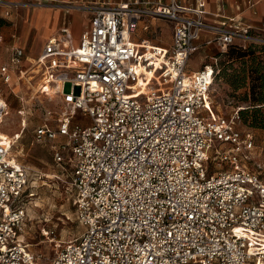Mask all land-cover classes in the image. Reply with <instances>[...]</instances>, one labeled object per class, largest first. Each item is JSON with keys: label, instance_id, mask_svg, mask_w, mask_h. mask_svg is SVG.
I'll return each mask as SVG.
<instances>
[{"label": "built area", "instance_id": "2783aa9c", "mask_svg": "<svg viewBox=\"0 0 264 264\" xmlns=\"http://www.w3.org/2000/svg\"><path fill=\"white\" fill-rule=\"evenodd\" d=\"M22 3L0 0V7ZM91 12L79 41L69 22L36 59L37 92L59 97L32 129L73 190L82 232L56 244L49 264H264V177L250 168L255 139L212 104L214 66L187 70L206 44H262L239 20L206 22L179 0H126L75 6ZM144 18L172 22L168 47L131 40ZM1 40V37H0ZM24 52L14 47L0 81H20ZM32 78V77H31ZM69 84V90L64 86ZM0 93V124L8 113ZM0 135V264H37L25 242L30 168Z\"/></svg>", "mask_w": 264, "mask_h": 264}, {"label": "rangeland", "instance_id": "374dc122", "mask_svg": "<svg viewBox=\"0 0 264 264\" xmlns=\"http://www.w3.org/2000/svg\"><path fill=\"white\" fill-rule=\"evenodd\" d=\"M5 11L6 8L0 7V64L8 61L14 44H21L22 41L19 39L20 22L11 19L17 8L10 9L9 15H6ZM81 21L88 22L86 14L81 13ZM158 22L169 25L165 20L155 21V25L148 29V36L153 39L161 37L162 28L158 26ZM170 31L169 25L168 35ZM23 44L21 45L25 57L23 60V68L26 69L25 75L20 81L14 76L8 85L0 81V93L5 97L9 107L8 113L0 124V135L10 136L13 133H19L21 119L25 118L26 126L12 148V153L16 154L18 161L30 168L26 196L22 199V205L27 214L23 238L37 257V264H49L54 255L56 244L63 245L79 235L83 228L76 220L73 190L69 187L68 179L64 175L61 176L60 169L53 163L47 146L32 143V129L47 117V109L57 110L59 97L55 94L46 96L37 92L39 74L35 71L36 66L33 62V59L37 58V54L33 51L31 43L23 42ZM248 45L245 44V46ZM227 49L222 52L214 47H200L190 57L187 70L200 68L203 64H212L218 70L221 69L222 66L219 62L223 60V56L219 55L226 52ZM257 49H255L256 53H258ZM261 55L264 56V53ZM233 66H238V62H235ZM226 71L232 72V63ZM30 77L32 78L29 79ZM64 90H69V84L64 86ZM210 91L212 104L209 111L216 110L224 115H229L233 108L241 104L235 96L243 92L244 88L239 89L233 96L232 88L227 84L225 78L217 75ZM240 125L242 129H246L242 120ZM249 129L257 147L248 166L264 177V131L258 128Z\"/></svg>", "mask_w": 264, "mask_h": 264}, {"label": "crops", "instance_id": "0c3cea01", "mask_svg": "<svg viewBox=\"0 0 264 264\" xmlns=\"http://www.w3.org/2000/svg\"><path fill=\"white\" fill-rule=\"evenodd\" d=\"M22 4L16 13L11 16L15 22H20L21 31L19 39L21 44L31 43L33 51L37 56L41 53L46 40L56 35L62 25L69 22L71 34L75 43L79 41L80 33L87 23L81 21V13L86 14L87 21L91 12L85 8L75 6H90L100 3H119L126 0H14ZM167 1V0H166ZM182 3L197 7L202 11L206 22L219 24L220 22L233 18L250 26L253 31L264 34V0H179ZM165 20L158 18H144L138 24L131 40L137 42L145 38L152 45L168 47L171 43L172 22L165 20L170 25V34H167L168 24L158 22L161 29V37L153 39L148 36V29L155 25V21ZM82 22V23H81ZM15 37V35H13ZM210 34L203 32L197 41L199 48H210L214 45L205 43ZM17 41V39H16ZM18 42V41H17ZM15 43L12 47L23 46ZM26 45V44H23ZM215 48V47H214ZM11 51V53H12ZM24 51V50H23ZM198 51V50H197ZM10 53V55H11ZM9 55V56H10ZM9 59V57H8ZM7 59V60H8ZM199 69V68H197ZM197 69H191L197 70ZM4 97V96H3ZM5 98V97H4Z\"/></svg>", "mask_w": 264, "mask_h": 264}, {"label": "trees", "instance_id": "16d2710c", "mask_svg": "<svg viewBox=\"0 0 264 264\" xmlns=\"http://www.w3.org/2000/svg\"><path fill=\"white\" fill-rule=\"evenodd\" d=\"M256 47L253 44L248 46L232 43L228 45L226 52L220 54L221 69L214 66V76L224 77L227 84L232 88V95L239 89L244 91L238 94L237 101L241 103L239 109L242 124L247 128H258L264 131V45ZM256 48L257 52L256 53ZM238 62V66L233 64ZM232 72L226 71L231 67ZM228 64V65H227ZM219 72V73H218Z\"/></svg>", "mask_w": 264, "mask_h": 264}, {"label": "bare ground", "instance_id": "6f19581e", "mask_svg": "<svg viewBox=\"0 0 264 264\" xmlns=\"http://www.w3.org/2000/svg\"><path fill=\"white\" fill-rule=\"evenodd\" d=\"M29 79H31V77Z\"/></svg>", "mask_w": 264, "mask_h": 264}]
</instances>
